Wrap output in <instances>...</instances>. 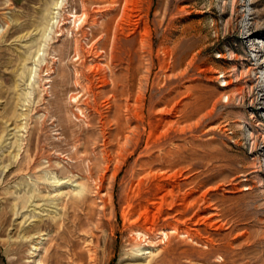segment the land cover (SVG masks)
Masks as SVG:
<instances>
[{
	"label": "rangeland",
	"instance_id": "1",
	"mask_svg": "<svg viewBox=\"0 0 264 264\" xmlns=\"http://www.w3.org/2000/svg\"><path fill=\"white\" fill-rule=\"evenodd\" d=\"M51 1L0 0V264H264V0Z\"/></svg>",
	"mask_w": 264,
	"mask_h": 264
},
{
	"label": "bare ground",
	"instance_id": "2",
	"mask_svg": "<svg viewBox=\"0 0 264 264\" xmlns=\"http://www.w3.org/2000/svg\"><path fill=\"white\" fill-rule=\"evenodd\" d=\"M47 6V12H49V13H47V15H45V16H47V21H48V24H47V28H46V33H45V37H46V40L47 41H49V40H52V38H51V35L52 34H54V31H55V29L56 28H59L60 26H62V21H61V19H60V13H61V11H62V9H63V7H64V3L62 2H60V0L59 1H51L50 2V5H46ZM58 225V224H57ZM57 226H55V228H56ZM65 228V227H64ZM58 229V228H57ZM66 229V228H65ZM68 229V228H67ZM69 229H70V227H69ZM68 229V230H69ZM64 230V229H63ZM68 232V231H67ZM70 232H71V229H70V231H69V233L68 234H70ZM62 233V232H61ZM66 233V232H65ZM72 234V233H71ZM61 235V234H60ZM62 235H65L64 233L62 234ZM67 236V235H66ZM65 236V238H66V241H65V245H67L68 247H69V250L65 253V251L64 252H59L60 254H58V255H60V257L61 258H59V256H58V258L57 257H54V258H57L58 259V261H57V259H56V264H66L65 262H64V260L62 259L63 257H67V256H74L73 255V253L75 254V253H77V248H80L79 247V245H81V242H74V241H72L71 242V240H70V238L67 240V237ZM59 238H60V236H58ZM57 237V238H58ZM64 237V236H63ZM64 239V238H63ZM81 239H86V237H82ZM85 241V240H84ZM59 243H61V242H59ZM62 243V246L64 245ZM56 244H57V242H56ZM53 248H55V247H53ZM52 248V249H53ZM60 248V247H59ZM63 248V247H62ZM58 249V248H57ZM64 249V248H63ZM62 249V250H63ZM65 249H66V247H65ZM56 251V250H55ZM55 251H53V252H55ZM57 251H60V249H58ZM81 253V252H80ZM54 254V253H53ZM57 254V253H56ZM79 254V253H78ZM80 255V254H79ZM78 255V256H79ZM56 256V255H55ZM77 256V255H76ZM81 256V259L83 258L82 257V254L80 255ZM79 256V257H80ZM75 257V256H74ZM50 258V257H49ZM52 258H50V260H48V261H51V264H52V261L53 260H55V259H53V260H51ZM65 260H67V258H65ZM83 260V259H82ZM68 261V260H67ZM80 261V260H79ZM71 262V261H70ZM55 263V262H54ZM70 264V263H69ZM72 264V263H71Z\"/></svg>",
	"mask_w": 264,
	"mask_h": 264
}]
</instances>
